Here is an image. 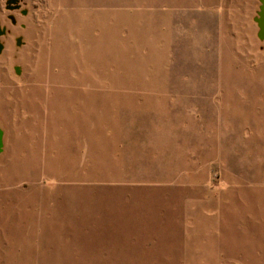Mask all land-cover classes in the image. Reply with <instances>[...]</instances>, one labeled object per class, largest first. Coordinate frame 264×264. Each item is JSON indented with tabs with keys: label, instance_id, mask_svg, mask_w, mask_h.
I'll return each mask as SVG.
<instances>
[{
	"label": "rangeland",
	"instance_id": "rangeland-1",
	"mask_svg": "<svg viewBox=\"0 0 264 264\" xmlns=\"http://www.w3.org/2000/svg\"><path fill=\"white\" fill-rule=\"evenodd\" d=\"M20 1L0 264H264L261 0Z\"/></svg>",
	"mask_w": 264,
	"mask_h": 264
},
{
	"label": "water",
	"instance_id": "water-1",
	"mask_svg": "<svg viewBox=\"0 0 264 264\" xmlns=\"http://www.w3.org/2000/svg\"><path fill=\"white\" fill-rule=\"evenodd\" d=\"M15 2L19 0H9V2ZM262 4L260 6V10L258 11V16L255 17L260 29L258 35L260 36L261 40H264V0H261ZM17 6V5H15ZM18 7V6H17ZM13 8V6H12Z\"/></svg>",
	"mask_w": 264,
	"mask_h": 264
},
{
	"label": "crops",
	"instance_id": "crops-1",
	"mask_svg": "<svg viewBox=\"0 0 264 264\" xmlns=\"http://www.w3.org/2000/svg\"><path fill=\"white\" fill-rule=\"evenodd\" d=\"M0 2H2L3 5L6 7V9H8V10H13V9H16V7H17V6H13V8H12L11 5H7V3H5V0L4 1L0 0ZM19 4H20V6H18V8L20 7L19 9H21V1L19 2ZM0 36H2V32H0ZM2 48H3V44L0 42V53L2 52ZM4 56H5V54H4ZM35 76H36L35 74L30 76V78L27 79L28 81L25 84H28V82H30L29 80L30 79L32 80ZM7 81H9V79L5 78V75L0 70V86H1L0 88H3V84L4 83L6 84Z\"/></svg>",
	"mask_w": 264,
	"mask_h": 264
},
{
	"label": "flooded vegetation",
	"instance_id": "flooded-vegetation-1",
	"mask_svg": "<svg viewBox=\"0 0 264 264\" xmlns=\"http://www.w3.org/2000/svg\"><path fill=\"white\" fill-rule=\"evenodd\" d=\"M2 1H4V0H2ZM19 2H20V0L19 1H15V2H9V0H5V3H7V5H11V6H15V5H17V6H20V4H19ZM262 4V3H261ZM20 8V7H19ZM19 8L18 7H16V9L17 10H19ZM260 10V9H259ZM0 32H2L1 31V29H0Z\"/></svg>",
	"mask_w": 264,
	"mask_h": 264
}]
</instances>
